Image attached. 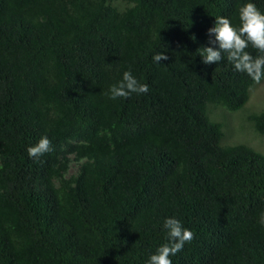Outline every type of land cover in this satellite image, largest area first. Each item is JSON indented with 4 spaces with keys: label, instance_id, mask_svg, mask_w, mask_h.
<instances>
[{
    "label": "trees",
    "instance_id": "trees-1",
    "mask_svg": "<svg viewBox=\"0 0 264 264\" xmlns=\"http://www.w3.org/2000/svg\"><path fill=\"white\" fill-rule=\"evenodd\" d=\"M247 2L0 0V264H149L167 218L194 234L172 264H264V154L216 117L258 84L198 54ZM125 71L149 91L110 99Z\"/></svg>",
    "mask_w": 264,
    "mask_h": 264
},
{
    "label": "clouds",
    "instance_id": "clouds-1",
    "mask_svg": "<svg viewBox=\"0 0 264 264\" xmlns=\"http://www.w3.org/2000/svg\"><path fill=\"white\" fill-rule=\"evenodd\" d=\"M240 26L234 27L228 18L218 16L215 18V26L208 30V36L214 37L209 43L219 46L204 47L198 50L205 65L218 63L226 58L232 63L237 72L245 73L255 83L259 84L264 79V13L255 3L249 2L238 9ZM193 39H195L193 37ZM251 45L261 55L253 56L247 49ZM223 54V55H222ZM167 55L156 54L153 60L156 63L167 60ZM149 91L147 84L140 83L131 73L125 71L122 79L110 87L109 98H128L130 94H146ZM52 150L51 141L43 136L31 147L27 148L30 158H39ZM259 223L264 224V213L261 214ZM164 228L167 230L168 242L161 245L156 254L150 257L149 264H172L170 257L175 256L186 243H190L194 234L183 227L176 218H167L164 221Z\"/></svg>",
    "mask_w": 264,
    "mask_h": 264
},
{
    "label": "rangeland",
    "instance_id": "rangeland-1",
    "mask_svg": "<svg viewBox=\"0 0 264 264\" xmlns=\"http://www.w3.org/2000/svg\"><path fill=\"white\" fill-rule=\"evenodd\" d=\"M262 110H264V80L252 89L250 100L244 110L216 112V117L219 119L217 121L224 125L223 144L229 143L230 146L244 144L264 154V136L257 134L248 121L249 114L259 113Z\"/></svg>",
    "mask_w": 264,
    "mask_h": 264
}]
</instances>
